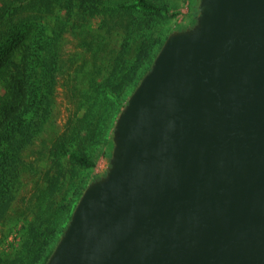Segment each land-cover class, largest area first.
Here are the masks:
<instances>
[{
  "label": "water",
  "instance_id": "water-1",
  "mask_svg": "<svg viewBox=\"0 0 264 264\" xmlns=\"http://www.w3.org/2000/svg\"><path fill=\"white\" fill-rule=\"evenodd\" d=\"M111 138L44 264H264V0H200Z\"/></svg>",
  "mask_w": 264,
  "mask_h": 264
},
{
  "label": "rangeland",
  "instance_id": "rangeland-1",
  "mask_svg": "<svg viewBox=\"0 0 264 264\" xmlns=\"http://www.w3.org/2000/svg\"><path fill=\"white\" fill-rule=\"evenodd\" d=\"M67 1L70 9L56 8L61 15L75 13L78 20L86 17L91 23L75 29L71 22L57 25V31H62L61 59L66 69L55 81L54 77L51 79L50 100L45 103L36 141L24 152L27 167L20 175L14 196L6 198L0 209V264L45 263L83 190L105 173V142L153 52L174 28L189 24L192 19L189 0H158L166 4V9L129 14L124 18L125 26L130 20L137 29L126 31L123 27L120 34L111 37L106 30L109 20L115 22L116 17L108 9L109 0ZM103 8H107L106 12L98 15L96 11ZM98 40L106 51L93 54L89 42L94 41L96 47ZM114 40L125 46L124 56H110L108 48ZM110 90L114 92L109 93ZM5 91L1 84L0 98ZM35 99L28 84L19 110L33 106ZM36 103L44 102L39 99ZM32 113L23 111V119L28 122ZM86 116V127L78 129L80 119ZM62 143L70 152L90 159L93 165L83 166L63 154Z\"/></svg>",
  "mask_w": 264,
  "mask_h": 264
},
{
  "label": "trees",
  "instance_id": "trees-1",
  "mask_svg": "<svg viewBox=\"0 0 264 264\" xmlns=\"http://www.w3.org/2000/svg\"><path fill=\"white\" fill-rule=\"evenodd\" d=\"M199 1L189 0L191 22L185 25L181 24L174 30H180L195 23ZM58 6L62 9H70L67 0L0 1V85L2 84L6 90L0 98V209L6 202V198L14 196L20 175L27 167L24 161V152L30 149L36 141V132L39 128L45 103L50 100H48L49 91L53 85L51 79L54 77L55 81L56 76L65 73L66 68L64 69L61 59L64 51L63 36L62 31H57V25L63 21L65 25L71 22L73 29H75L91 23L90 19L87 20L86 17L78 20L75 13H69L67 16L61 15L56 10ZM107 6L111 15L116 17L115 22L114 20L108 22L109 27L106 33L111 37L120 34L123 27L126 31L137 29L135 22H130V20L126 22L125 26L124 18L128 17L129 14L166 9V4L160 3L158 0H121L120 2L109 0ZM106 9H98L96 12L98 15H102ZM163 43L157 51L153 52L150 64L139 76V81L151 68ZM89 44L93 54L106 51L102 48L101 40L97 41L96 47H94V41L89 42ZM124 47L114 40L109 44L110 56H124L127 53ZM115 60L113 65L117 64ZM113 76L114 72L111 73L110 77ZM26 82L27 85L32 86L36 99L33 106H29L26 110L21 108L19 110V105L24 99ZM99 89L98 85L97 90ZM108 92L113 93L114 91ZM39 99L44 103H36ZM23 111L33 112V116L28 122L23 119ZM87 121V116L81 118L79 121L81 123L77 128L84 129ZM111 137L112 131L105 142V156L107 158L111 156L113 148ZM60 149L63 154H69L72 160L83 166L93 165V162L87 157L75 151L70 152L69 147L67 148L63 143L60 145ZM70 218L71 215H69L68 220Z\"/></svg>",
  "mask_w": 264,
  "mask_h": 264
},
{
  "label": "flooded vegetation",
  "instance_id": "flooded-vegetation-1",
  "mask_svg": "<svg viewBox=\"0 0 264 264\" xmlns=\"http://www.w3.org/2000/svg\"><path fill=\"white\" fill-rule=\"evenodd\" d=\"M175 31H178V30H174L172 33H174Z\"/></svg>",
  "mask_w": 264,
  "mask_h": 264
}]
</instances>
